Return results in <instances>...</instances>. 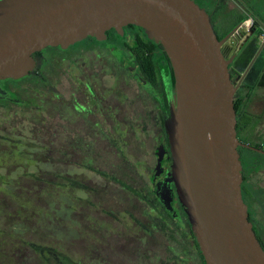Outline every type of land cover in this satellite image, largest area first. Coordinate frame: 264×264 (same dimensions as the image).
Returning a JSON list of instances; mask_svg holds the SVG:
<instances>
[{"label": "flooded vegetation", "instance_id": "1", "mask_svg": "<svg viewBox=\"0 0 264 264\" xmlns=\"http://www.w3.org/2000/svg\"><path fill=\"white\" fill-rule=\"evenodd\" d=\"M193 1L207 14L206 6L224 8L221 20L210 14L209 19L217 37L229 35L221 51L226 60H231L228 70L232 83L238 85L236 93L241 92L248 77L252 80L248 86L250 90L264 88V0L258 3L262 7L257 13L249 0H223L220 5L213 4L211 0ZM248 23L254 24V29L245 27ZM32 58L34 66L26 76L19 80L0 79V93H4L0 98L7 94L14 96L13 92L6 90L7 82L21 81L33 75L39 78L40 84L47 89L43 97L49 102H58L61 107V128L65 137L60 153L65 157L67 168L71 154L100 155L117 149V139L125 138L127 134L120 128L122 123H152L151 128H154L152 133L150 130L146 133L141 144L145 152L139 160L128 162L132 173L129 178H119L110 173L105 178L107 180H99L85 188L94 194L80 198L88 209H93L87 212L95 220L91 227L78 228V234H81L78 238H82L86 246L83 250L129 247L133 253L135 251L130 264H146L149 240L165 235L167 239L161 247L164 254H151L157 264H189L191 261L205 264L175 184L168 179L164 169L171 158L165 117L170 104L174 103L175 78L163 45L149 38L141 27L129 24L122 27V33L115 28L107 30L105 38L100 40L88 36L65 49L44 47L34 52ZM48 67L62 71L60 74L67 84H63L61 94L48 83ZM254 67V72L249 75ZM240 68L243 71H239ZM33 92L29 105L37 112L42 110L39 100L42 93L37 89ZM261 99L264 106V96ZM10 100L13 101L12 98ZM238 139L242 144H248L240 133ZM249 145L260 148L259 145ZM238 149L244 169L252 150L245 146ZM79 160L85 162V158ZM74 166H80L78 160ZM62 180L63 188L65 185L69 188V174ZM253 185L258 193L264 191V187ZM65 197L69 199L71 195ZM245 202L255 235L264 250L263 218L254 219L247 199ZM39 254L46 261H55ZM49 255L58 257L59 253L50 252ZM60 256L64 264H83L79 253L77 261L72 260L67 252L60 253ZM93 256L97 257L94 253Z\"/></svg>", "mask_w": 264, "mask_h": 264}, {"label": "water", "instance_id": "2", "mask_svg": "<svg viewBox=\"0 0 264 264\" xmlns=\"http://www.w3.org/2000/svg\"><path fill=\"white\" fill-rule=\"evenodd\" d=\"M141 27L160 42L174 72V103L165 117L171 158L165 171L188 216L205 264H264V250L242 196L232 83L207 12L193 0H0V79H19L32 54L65 49L111 28Z\"/></svg>", "mask_w": 264, "mask_h": 264}, {"label": "rangeland", "instance_id": "3", "mask_svg": "<svg viewBox=\"0 0 264 264\" xmlns=\"http://www.w3.org/2000/svg\"><path fill=\"white\" fill-rule=\"evenodd\" d=\"M211 2L220 5L223 0H211ZM249 2L254 5L252 7L256 13L260 12L262 7L258 4L260 0H249ZM206 7L212 17L221 20L224 8ZM245 27L254 29V24L248 23ZM254 69L255 67L249 71V75ZM239 71H243V68ZM46 72L50 73L48 83L56 88L58 94H61L63 84H67L61 75L62 71L48 67ZM246 82H252L250 77ZM5 87L6 90L13 92L14 96L7 94L0 98V264H64L60 256L63 252H67L70 258L76 261L79 253L83 258V264L132 263L135 251L133 253V249L129 247L121 249L119 246L118 248L106 246L94 251L83 250L86 246L83 245L82 238H78L81 236L80 233L78 234V228L93 226L95 219L87 212L91 208L88 209L81 198L85 194H94L86 189L99 180H107L105 178L110 173L119 178L130 177L132 173L129 163L139 160L145 152L144 145L141 144L145 140L146 133L149 130L153 132L152 123L120 124V128L127 131V134L125 138L117 139V149L109 154L100 155L71 154L70 165L67 168L65 157L60 153L65 137L61 128L63 122L60 117V104L49 102L43 97L47 94V89L34 75L21 81L7 82ZM33 89L42 93L39 99L42 110L37 112L29 105V100L34 94ZM3 94L0 93L1 96ZM238 94L240 95V92ZM17 149L20 150V156L14 154ZM79 158H85V162L82 163ZM77 160L79 167L74 166ZM148 160L151 161L152 158ZM255 161L258 163L260 160ZM258 165V171L250 175V182L264 187V165L263 163ZM67 174L71 180L69 188L67 185L65 188L63 185L60 189L56 188L54 184L63 183L62 177ZM64 183L66 184V181ZM66 195L71 197L68 199ZM245 199L249 203L251 216L256 220L261 219L262 208L246 195ZM19 201L22 205L26 202L30 205L26 210L19 209L17 205ZM110 226L113 224L110 223ZM166 239L165 235H158L154 240H149L146 264H157L151 254L163 255L164 250L162 251L161 247ZM30 244L56 249L59 251L58 259L46 261ZM93 253L97 257L93 256ZM189 264L195 263L191 261Z\"/></svg>", "mask_w": 264, "mask_h": 264}, {"label": "crops", "instance_id": "4", "mask_svg": "<svg viewBox=\"0 0 264 264\" xmlns=\"http://www.w3.org/2000/svg\"><path fill=\"white\" fill-rule=\"evenodd\" d=\"M243 84L240 90L243 100L238 116L239 133L246 143L260 145L264 143V106L261 99L264 88L250 90L249 82Z\"/></svg>", "mask_w": 264, "mask_h": 264}, {"label": "trees", "instance_id": "5", "mask_svg": "<svg viewBox=\"0 0 264 264\" xmlns=\"http://www.w3.org/2000/svg\"><path fill=\"white\" fill-rule=\"evenodd\" d=\"M223 36L224 35L221 34L220 37H217V38L221 39V38H223ZM242 97L243 96H242L241 93H240V95L238 93H236V95L234 96V107H235V110H236V118H237L236 129H237V136L238 137H239V131H240L238 116H239V112L242 109V100H243ZM239 153H240V150H239ZM249 153L251 155L246 160V163H247L246 165L247 166L245 165L246 167H244V169H243V182H242L243 199L245 201V194H246V196L249 197L251 200L257 202V204L262 208V211H263V213H262L263 217L262 218H263V221H264V191L261 192V193H258L255 190L254 185L250 182L251 173H254V172L258 171V169H259V165L258 164L264 163V157L261 156L259 153H256V152H253V151H250ZM14 154L16 156H20L21 155L20 150L17 149V152H14ZM252 155H253V157H252ZM260 157H262V159ZM255 160H260V161L258 163H256ZM30 161H31V159H30ZM2 162H3V159H2ZM54 186H56V188L60 189L62 187V183L58 182V183L54 184ZM15 205H16V203H15ZM17 205H18L19 209L26 210L27 207L30 205V203L26 202V203H24L22 205L20 203V201H19ZM18 208H17V210H18ZM17 210H16V212H17ZM249 220H250V215H249ZM31 246H34L35 249L38 252L42 253V256L44 258H47V259L52 258V259L57 260V257L55 255L50 256L49 253L50 252L58 253V251L55 252L54 249H49V247L47 248L46 246H42V245L35 246V245L31 244Z\"/></svg>", "mask_w": 264, "mask_h": 264}, {"label": "built area", "instance_id": "6", "mask_svg": "<svg viewBox=\"0 0 264 264\" xmlns=\"http://www.w3.org/2000/svg\"><path fill=\"white\" fill-rule=\"evenodd\" d=\"M259 147L264 150V143L260 144Z\"/></svg>", "mask_w": 264, "mask_h": 264}]
</instances>
